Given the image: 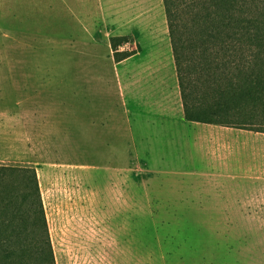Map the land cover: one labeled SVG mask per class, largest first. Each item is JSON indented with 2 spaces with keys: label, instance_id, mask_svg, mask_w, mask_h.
Returning <instances> with one entry per match:
<instances>
[{
  "label": "rangeland",
  "instance_id": "374dc122",
  "mask_svg": "<svg viewBox=\"0 0 264 264\" xmlns=\"http://www.w3.org/2000/svg\"><path fill=\"white\" fill-rule=\"evenodd\" d=\"M258 136L185 119L163 0H0V164L45 214L0 177L10 264H264V187L212 178Z\"/></svg>",
  "mask_w": 264,
  "mask_h": 264
},
{
  "label": "trees",
  "instance_id": "16d2710c",
  "mask_svg": "<svg viewBox=\"0 0 264 264\" xmlns=\"http://www.w3.org/2000/svg\"><path fill=\"white\" fill-rule=\"evenodd\" d=\"M253 2L163 0L187 121L264 133L256 125L264 114V8L253 15ZM116 41L112 48L120 62L127 56ZM18 170L28 176L22 200L35 204L45 221L34 170L0 164V177ZM1 234L2 223L0 247ZM12 254L0 258L10 264ZM52 255L48 262L54 264Z\"/></svg>",
  "mask_w": 264,
  "mask_h": 264
},
{
  "label": "crops",
  "instance_id": "0c3cea01",
  "mask_svg": "<svg viewBox=\"0 0 264 264\" xmlns=\"http://www.w3.org/2000/svg\"><path fill=\"white\" fill-rule=\"evenodd\" d=\"M222 133L223 134H221L220 132H216V134H220L221 137H218V135L217 137H214V132V134L212 135L213 139L216 142H218L219 140L224 142L229 140L232 136H229V134L224 131H222ZM258 135V142L253 143L249 141L243 147L238 144L239 147L237 148H234L232 146L227 148V146L222 145L221 149L219 147L216 151L212 152V159H214L213 163H215V170L214 168H212V178L216 177L222 179L231 177L234 179L235 177H239V180L245 179L249 183L248 185L252 184L253 186H255L254 188L264 187V133H258ZM227 149L230 151L232 150L233 153L231 151L232 154L226 155V159V157H224V154H227ZM224 160H229L233 164V166L231 167L223 165V163H225ZM219 163L221 167H219ZM251 163L256 164V170L250 168ZM240 165L242 167H240ZM235 167H238V170L235 169ZM222 173H224L225 175H223ZM254 177L256 178V180H253Z\"/></svg>",
  "mask_w": 264,
  "mask_h": 264
}]
</instances>
